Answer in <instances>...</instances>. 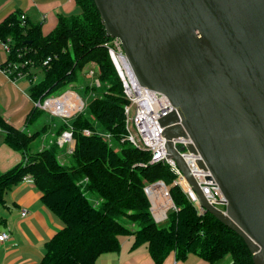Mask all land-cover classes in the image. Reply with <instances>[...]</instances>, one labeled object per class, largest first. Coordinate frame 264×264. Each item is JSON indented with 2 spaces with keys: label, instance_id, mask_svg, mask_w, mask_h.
<instances>
[{
  "label": "trees",
  "instance_id": "1",
  "mask_svg": "<svg viewBox=\"0 0 264 264\" xmlns=\"http://www.w3.org/2000/svg\"><path fill=\"white\" fill-rule=\"evenodd\" d=\"M74 2L78 12L59 13L46 34L40 23L27 18L22 22L19 11L0 22V41L9 39L10 47L3 66L27 61L24 70L42 69V78L29 88L32 102H42L61 84H81L83 70L91 63L97 67L98 84L83 88L85 94L96 91L86 105L92 118L84 109L71 118L70 153L64 152L67 145L55 142L33 149L32 141L50 127L43 122L38 130L25 129L41 117L43 110L38 106L33 104L28 111L22 129L0 117L4 143L21 154L20 162L0 171V205L5 203V191L29 174L42 203L63 223L45 241L36 264H96L101 254L117 253L119 237L126 235L132 236L131 249L146 245L154 264H162L171 252L176 260L195 253L211 263L228 254L230 264H253L243 240L210 212L197 210L174 183L167 164L150 163L147 151L120 142L125 133V99L105 47L111 37L105 34L93 0ZM65 129L63 121L54 124L53 137ZM100 132L110 133L117 149ZM60 152L67 156L66 163H60ZM158 180L165 183L174 204L161 222L154 219L144 191Z\"/></svg>",
  "mask_w": 264,
  "mask_h": 264
},
{
  "label": "water",
  "instance_id": "2",
  "mask_svg": "<svg viewBox=\"0 0 264 264\" xmlns=\"http://www.w3.org/2000/svg\"><path fill=\"white\" fill-rule=\"evenodd\" d=\"M105 34L119 41L137 81L164 94L166 150L200 206L264 264V0H93ZM188 150L226 200L202 194L172 139ZM145 186L150 211V187Z\"/></svg>",
  "mask_w": 264,
  "mask_h": 264
},
{
  "label": "crops",
  "instance_id": "3",
  "mask_svg": "<svg viewBox=\"0 0 264 264\" xmlns=\"http://www.w3.org/2000/svg\"><path fill=\"white\" fill-rule=\"evenodd\" d=\"M13 11L24 14L32 23H40L42 32L46 34L54 27L59 13L75 12L76 6L74 0H0V22ZM6 58L7 52L0 41V117L12 126L22 129L25 127V116L34 104L28 96L31 83L26 77L10 76L3 66ZM33 73L37 78V74ZM67 94L68 98L78 102L72 92L62 97H67ZM42 124L38 120L32 125V131L39 129ZM25 129L31 131L29 126ZM48 131L52 134L50 127L39 135L44 136ZM32 145L34 150H40L46 143L44 140L34 141ZM20 160L21 154L4 143V132L0 128V171H7ZM21 210H25L24 216H20ZM62 225L61 220L40 200V193L32 178H21L6 191L5 203L0 205V232L5 231L8 234V238L0 241V264H36L44 253L45 241ZM119 241V251L101 254L96 264H154L145 244L131 249L132 236L129 235L120 236ZM230 261V256L226 254L209 263L195 253L176 260L171 252L162 264H230Z\"/></svg>",
  "mask_w": 264,
  "mask_h": 264
},
{
  "label": "built area",
  "instance_id": "4",
  "mask_svg": "<svg viewBox=\"0 0 264 264\" xmlns=\"http://www.w3.org/2000/svg\"><path fill=\"white\" fill-rule=\"evenodd\" d=\"M19 18L22 22H24L25 15L20 14ZM1 45L8 54L10 48L9 39L1 41ZM105 47L121 82L122 94L125 99L123 104L125 133L120 138V142L127 141L132 146L140 150L147 151L149 154L148 162L150 163L161 162L167 164L169 169L175 175L174 183L185 192L195 208L202 211L203 209L200 206L197 194L186 181L182 172L176 166L175 161L169 157L166 150V138L162 134L163 126L160 125L159 120L172 110L169 100L164 94L143 86L137 81L117 39L111 38L108 42H105ZM48 59L49 58L45 59L42 64H46ZM26 63L27 61L19 63L9 62L5 66L4 70L12 77L23 76L26 77L30 83H33L36 81V75L33 72L30 73L23 69V66ZM88 72L90 75L94 74L92 69H88ZM95 82L98 83L97 78H95ZM68 92H72L77 101H80V106L72 113L81 110L84 105L82 98L72 90H67L64 94ZM63 95H61V97ZM61 97H49L44 99L42 102L37 101L33 103L40 109H45V111L47 110L53 115L69 117L70 114L63 111V108L67 107L68 109L78 102L71 100L70 98L61 99ZM83 132L88 134L89 130L85 129ZM100 135L111 145L112 141L110 133L100 132ZM52 142H55L58 146L67 144V151L70 153L73 148L70 127L63 130L58 136L54 137V139H49V143ZM172 142L176 150H178L179 154L186 161L193 177L207 201L216 208L225 210L226 200L222 196L215 181L213 179L206 178L208 172L199 168L197 165V159L199 156L188 150L187 144L190 140L180 136L175 139L173 138ZM178 144H180V147ZM28 177L29 176L25 175L22 178L25 179ZM165 195L168 196L169 193ZM25 214V210H21L20 216H24ZM6 238H8L7 232H0V241L5 240Z\"/></svg>",
  "mask_w": 264,
  "mask_h": 264
},
{
  "label": "rangeland",
  "instance_id": "5",
  "mask_svg": "<svg viewBox=\"0 0 264 264\" xmlns=\"http://www.w3.org/2000/svg\"><path fill=\"white\" fill-rule=\"evenodd\" d=\"M76 12H78V10L76 9ZM87 68V69H86ZM84 70H83V72H82V78H81V84H77V83H75V84H73V83H64V84H61V85H59L58 87H56L50 94H49V96L47 97V98H49V97H54V98H56V97H61V95H63L67 90H72V91H76L80 96H81V98H82V100H83V102H84V105H83V108L81 109V110H83L84 109V113L89 117V118H92V116H91V114L89 113V111H87L86 110V105H87V103H88V101L93 97V96H95V94H96V91L95 92H90V93H88V94H85L83 91H84V87L86 86V84H88L89 85V87H87V89H90L91 87V84L92 83H95V84H98V83H96L95 82V78H96V76H97V68H96V65H94L93 63H91V64H89L87 67H86ZM92 68V70L94 71V74L93 75H90V73L88 72V69H91ZM31 71L32 72H35L36 74H37V78H36V81L35 82H37V81H39L41 78H42V75H43V73H42V69H40V68H35V67H32L31 68ZM85 94V95H84ZM65 97V96H64ZM62 98V97H61ZM72 99V98H71ZM80 105V104H79ZM78 108V107H77ZM81 110H79V111H81ZM79 111H77V112H79ZM77 112H74V113H68V114H70L69 115V117H61V116H59V115H53V114H51L49 111H45V109L43 110V112H42V115H41V117L39 118V120H41V123L42 122H44V123H46V124H48V125H50V127L52 128L53 126H54V124H56V123H59V122H61V121H63V122H65L66 123V125H67V128H69L70 127V125H71V118L73 117V115L74 114H76ZM37 122H38V120H37ZM35 124V123H34ZM40 127V126H39ZM50 127H48V129L50 128ZM29 129L32 131L33 129H32V125H30L29 126ZM38 130V129H37ZM30 131V132H31ZM47 131V130H46ZM51 133H53V130H52V132ZM51 138H53L54 139V137L50 134V131H48L44 136L43 135H38L32 142H34V141H37V142H39V141H43L44 140V142L46 143V145H48L49 144V139H51ZM65 145H67V144H65ZM111 146H113V147H115L116 149H117V145L114 143V142H112L111 143ZM178 146L180 147V144H178ZM32 147H33V145H32ZM44 148V147H43ZM34 149V148H33ZM34 151V150H33ZM65 153H68V151H67V148H66V150L64 151ZM64 152H60V153H58L57 155V157H58V159H59V161H60V163H66V161H67V156L65 155V153ZM166 188H167V186H166ZM168 190V189H167ZM7 191V190H6ZM6 191H5V194H6ZM160 196H161V193H160ZM168 197V196H167ZM167 207H169V204L166 206V208ZM165 208V209H166ZM171 208V207H170ZM164 209V210H165ZM169 209V208H168ZM167 209V210H168ZM167 210H166V212H167ZM154 212V211H153ZM164 212V211H163ZM155 214V213H154ZM163 215V214H162ZM156 217H159V216H157L156 215ZM165 218H163V219H160L158 222H161V221H163Z\"/></svg>",
  "mask_w": 264,
  "mask_h": 264
},
{
  "label": "bare ground",
  "instance_id": "6",
  "mask_svg": "<svg viewBox=\"0 0 264 264\" xmlns=\"http://www.w3.org/2000/svg\"><path fill=\"white\" fill-rule=\"evenodd\" d=\"M65 97H62V98H65ZM68 97H69V95L67 94L66 98H68ZM79 104L80 103H77L74 106L69 107L68 109H67V107H64L63 111H66L68 114V113L72 112L73 110H75L77 107H79L80 106ZM160 193H161V196H160ZM150 197H151V202L153 204V211H154L155 215H157L159 217L162 216L164 209L166 208V206L168 204H170L168 197H167V195H165L162 187L160 185L151 186L150 187Z\"/></svg>",
  "mask_w": 264,
  "mask_h": 264
}]
</instances>
